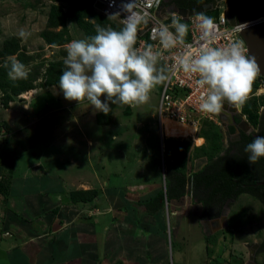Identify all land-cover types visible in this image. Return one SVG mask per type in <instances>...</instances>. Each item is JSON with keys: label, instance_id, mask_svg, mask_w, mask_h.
<instances>
[{"label": "rangeland", "instance_id": "rangeland-1", "mask_svg": "<svg viewBox=\"0 0 264 264\" xmlns=\"http://www.w3.org/2000/svg\"><path fill=\"white\" fill-rule=\"evenodd\" d=\"M170 1L173 2L164 0L162 8ZM51 2L0 0V48L7 40L18 37L21 28L31 33V39L36 36L37 40H41L40 34L45 28ZM217 6L222 14L224 3ZM210 7L213 6L210 5L205 12ZM174 18L181 23L184 20L175 14L168 22L173 23ZM70 27L73 39H85L75 21ZM53 60H56L54 56L38 58L39 62ZM157 68L167 76L159 62ZM259 80L262 76L253 81L248 98L255 96L264 103V92H257ZM163 82L152 89L147 103L110 104L111 122L106 125L97 123V115L101 112L96 111L87 99L80 103L66 100L59 88L44 89L45 92L32 98L29 102L31 117L25 120L22 115L23 124L32 123V120L41 122L25 129L18 125L22 104H15L21 109L7 110L0 102V121L15 120L13 129L8 131L9 141L5 140L7 143L0 148L2 189L9 184L11 162L7 161L13 159L12 167L14 170L16 165L17 174L12 173L13 190H19L24 185L28 193L49 191L47 196L52 198L74 189H96L101 194L97 200L99 208H96L100 211L96 214L100 216L91 220L83 218L75 226L63 230L59 237L69 246L63 250L56 248L53 258H48L46 264H76L70 261L69 253L74 252L76 243L68 232L78 230L85 234L88 229H92L95 241L88 238L90 244L87 247L83 239L79 240L80 246L81 242L83 245L79 249L82 256L78 264H150L151 261L153 264H264V249H258L264 241V204L250 194L244 193L226 202L222 210L223 226L215 231L208 227L213 222L209 223L202 216L203 209L199 203L203 200L202 192L193 190L191 184L186 196L179 201H165L157 214L147 213L141 205L149 203V199L165 189L166 184L161 138L164 147L165 139L170 138L160 130L157 117ZM260 111L263 121L264 106ZM238 115L240 122L245 121L249 125L250 132L261 130V127H252L247 118L241 117V111ZM192 127L197 128L198 135L199 127ZM13 130L19 131L13 133ZM193 139L178 138L191 142L192 148L201 146ZM190 156L188 174L202 172L207 159L199 157L198 152ZM2 195L0 190L1 198ZM40 208L44 209V206ZM104 208L111 209L105 225L102 220L105 215L101 213ZM105 228L110 235L102 230ZM52 244L56 245L55 242ZM26 261L18 250L5 257L0 253L1 264H26Z\"/></svg>", "mask_w": 264, "mask_h": 264}, {"label": "clouds", "instance_id": "clouds-1", "mask_svg": "<svg viewBox=\"0 0 264 264\" xmlns=\"http://www.w3.org/2000/svg\"><path fill=\"white\" fill-rule=\"evenodd\" d=\"M134 7L132 2L123 5L122 11L131 15L127 17L121 30L97 25L94 36L73 40L64 46L67 52L64 59L65 70L59 77L58 87L66 100L80 103L87 99L96 111L108 115L112 111L110 104L147 103L152 89L167 79L163 70L157 68L161 52L154 50L151 45L143 50L135 47L139 26L147 23V14L133 12ZM175 14L170 11L168 19ZM196 19L200 22V39L204 43L198 47H187L176 60L186 74L196 75V84L206 90L200 110L210 114L219 113L225 101L242 105L251 92L253 81L260 76L255 59L245 54L240 42L214 47L213 21L203 14ZM172 27L175 28L174 33L165 25L153 29L164 49L184 45L187 25L174 18ZM17 35L22 40H27L31 33L21 28ZM28 75L26 66L16 58H11L9 78L27 79ZM102 96L105 97L104 100L101 99ZM236 116L239 117L238 113ZM241 117L246 118L244 115ZM245 152L249 154L250 165L257 163L264 157V136H257L247 144Z\"/></svg>", "mask_w": 264, "mask_h": 264}, {"label": "trees", "instance_id": "trees-1", "mask_svg": "<svg viewBox=\"0 0 264 264\" xmlns=\"http://www.w3.org/2000/svg\"><path fill=\"white\" fill-rule=\"evenodd\" d=\"M94 1L52 0L45 28L41 32L44 42L51 47H64L71 42L70 21L76 22L78 28L83 31L85 38L96 34L97 25L105 28L111 27L117 31L124 27L115 19L99 14L94 8ZM173 2L182 3L183 8L195 9L196 13L205 14L208 18L211 16L218 18L221 13L219 8L212 10V7L205 12L204 5H211L213 0H173ZM21 41L22 39L19 37H12L0 48V92L2 93L0 102L4 108H8L12 102L26 92L37 88L58 87L59 77L65 70L63 60L39 62L34 55L27 54V49L21 44ZM13 57L22 62L29 70L27 79L12 80L9 78L8 71ZM6 64L8 67H5ZM262 78L264 77L262 76ZM253 97L247 98L242 104L241 112L252 127L259 126L261 130L258 133H240V141L234 144L230 143L229 148H225L220 127L210 121H202L198 129V136L205 139L206 145L192 148V143L189 141L175 138L165 139L166 176L164 175L163 178L166 183L165 189L160 190L154 197L150 198L149 203H141L149 214H157L163 208L165 201L181 200L188 193L190 184L195 190L196 188L205 189L213 198L222 194L224 199H237L239 195L247 193L258 198L264 204V187L254 186L260 177L257 174L260 175L264 171V157H261L257 163L250 165L248 163L249 154L245 152L247 144L251 143L257 136H264V118L261 121L262 114L260 111L264 103L255 96ZM126 113L129 114V111ZM96 120L100 125L109 124L111 114L105 115L101 112L97 115ZM7 129V124L0 121V134L8 132ZM231 130L235 131V128ZM4 138L5 136L1 140L4 141ZM223 151L226 153L222 156ZM197 152L199 157L207 159V164L202 172L190 175L187 171L188 161L190 155ZM13 161V159L7 161L11 162L8 168V176L13 173ZM2 174L3 168L0 165V175ZM2 181H0V190L4 194ZM244 185H247V188ZM100 195L98 190L90 189L73 190L68 194L64 191L62 197L65 202L69 199L73 204L80 203L99 208L97 200ZM3 230L2 228L0 233ZM263 249L264 241L261 244V251ZM147 257L149 258V255ZM149 263L153 264L152 261Z\"/></svg>", "mask_w": 264, "mask_h": 264}, {"label": "crops", "instance_id": "crops-1", "mask_svg": "<svg viewBox=\"0 0 264 264\" xmlns=\"http://www.w3.org/2000/svg\"><path fill=\"white\" fill-rule=\"evenodd\" d=\"M169 10H170L169 7L164 6L160 13H162L165 16L167 14H170ZM71 23L73 24V21L69 22V27ZM182 23L187 25V19L182 20ZM73 40L76 39H73L72 37V41ZM21 44L27 48V54L34 56L36 55L35 57L37 59L40 56L45 58L54 56L56 60L53 61H57V60L64 61L67 55L65 47H51L44 42L42 37L41 40L39 39L37 40L36 36H34V39H31L29 36L27 40H22ZM52 88H59V87L46 88V91ZM43 92H45L44 88H37L35 90L26 92L20 96V98L18 99L19 101L16 100L12 102L10 106L6 108L7 110H11L12 108L15 107H17V109H21L19 106H16L15 104L17 102H20L17 103V105L22 104V109H21L22 114L20 115V120H18L20 121V124L18 125H21V128L25 129L28 126L38 125L41 122V121L38 122L36 120H32L33 121L32 123L27 122V125H24L22 115L25 116V120L31 117L30 114L31 105L29 104V102L32 101L33 97L40 95ZM1 95L2 94L0 92V96ZM14 121L15 120H13L12 122L10 121L8 122V120H2V122H5L7 124L8 131L13 129ZM221 122L222 125L221 127L220 126L219 127L223 135V143L225 145V148H229L228 146L230 145V143L234 144L240 141L237 138L238 133L236 132V130L235 131L231 130L235 128L234 126L235 123L231 120V118H228L226 115H223L221 117ZM195 129L196 132L194 137L199 138L200 140L202 139L203 143L201 146H203L205 140L204 138L198 137L197 128ZM19 130H13L12 132L14 133ZM9 134L10 132L5 133L4 141L0 142V146H1L0 148H2L3 144L7 143L5 142V140L9 141L10 139L8 137ZM13 136H15V134ZM225 137L228 138L227 141L225 140ZM225 153L226 152L223 151L221 155L223 156L225 155ZM15 166L16 165H14L13 175L16 176L17 174H16ZM13 175H11L7 179V181L9 180L8 181L9 184L6 185L4 189V194L2 195L3 198H0L1 201L3 202L1 207V212L3 213L2 214L3 229H4L3 231L11 235V236L0 237V253L4 257L8 256L9 254L12 255L13 251L15 252L16 250H18L22 252L24 256V261L25 259L27 260L26 264H46L48 258L50 257L53 258L52 254L56 250V248H61V250L68 248L69 245L66 242L62 241L63 238L59 237V234L62 233L63 230H65L68 227L70 228L72 226H75V224L80 222V220L83 218H87L88 220H91V218H93L94 216H100L96 214V211L97 213H99L100 211L98 209L96 210L95 207L80 203L73 204L69 199L65 202L62 195L60 194H56L55 197L52 198L47 196L50 194L49 191L42 192V194L39 193L34 194L32 192L28 193V191L24 190V185L19 190H13L11 183ZM65 189L67 191V189L69 188L67 187ZM193 190L195 189L193 188ZM69 192H71V190H68L67 194ZM215 198L217 200L216 201L217 203H215L214 205L218 207L217 208L218 213L216 212L218 216V214H221L226 202H229L228 200L230 199L228 198L224 199L222 194L217 195ZM199 203L202 205L203 200H201ZM42 205L44 206V209L40 208V206ZM83 210H85L86 212ZM109 210L111 209L109 208L102 209L101 213H104L105 215L103 216L102 219L104 220L103 225L107 224L106 217L111 214V211ZM93 221L94 220H92V223ZM102 230L106 231L105 234L110 235L109 230L107 228ZM68 235L70 236L71 239L73 238L76 243V246H74L73 249L74 252L69 253L70 261H74L76 264H78V261L82 256L81 253L82 250L79 251V249L82 248L81 246L83 245V243L81 242V246H80L79 240L83 239V241L87 243V247H88L90 244L88 243L89 242L88 238L92 239L91 241H95L94 233L92 229L90 230L88 229L85 234L82 232H78V230H75L68 232ZM98 239L99 238H96V240ZM52 242H55L56 245L53 246ZM92 245H94V242Z\"/></svg>", "mask_w": 264, "mask_h": 264}, {"label": "built area", "instance_id": "built-area-1", "mask_svg": "<svg viewBox=\"0 0 264 264\" xmlns=\"http://www.w3.org/2000/svg\"><path fill=\"white\" fill-rule=\"evenodd\" d=\"M132 2L135 4L133 12H139L141 15L147 14V23L139 26L137 43L135 47L143 50L146 46L151 45L154 50L161 52L159 63L167 73V79L163 82L158 107L159 128L163 130V119L173 122L198 126L202 121H210L217 126L222 125L221 117L228 114L216 113L210 114L200 110V104L203 102L202 97L205 96V89L200 88L196 84L198 77L196 75L186 74L177 64L176 58L181 55L187 47H198L204 41L200 39L202 29L200 22L196 19L201 13L193 14L187 19L188 31L184 40V45H178L172 49H164L160 43L158 34L153 29H159L161 25L169 27V31L173 33L175 30L172 23L160 13L164 0H95V10L108 18L117 20L122 26L130 13L122 11L125 3ZM150 5V6H148ZM214 24V47L225 46L232 42H240L248 56V48L242 39L240 32L241 26H231L226 13L220 14L218 18H210ZM257 22L264 27V14H261ZM257 92H264V78L258 81ZM231 107V106H230ZM232 108V107H231ZM237 113L240 112L238 108ZM228 112V111H227ZM230 112V111H229ZM4 132L0 134V139ZM1 198V197H0ZM2 201L0 199V231L3 228V213L1 212ZM2 237L11 236L7 232L0 233Z\"/></svg>", "mask_w": 264, "mask_h": 264}, {"label": "water", "instance_id": "water-1", "mask_svg": "<svg viewBox=\"0 0 264 264\" xmlns=\"http://www.w3.org/2000/svg\"><path fill=\"white\" fill-rule=\"evenodd\" d=\"M217 3L218 0L212 2V8H214V6L216 7ZM171 8L184 19H188V17L196 14L195 9L186 10L183 8H177L175 4ZM261 14H264V0H240L239 8H230L227 17L231 26H241L240 35L247 45L248 57L255 59V62L259 68L258 75L264 77V27L257 22V19ZM165 16V18L168 19L169 14ZM236 108L241 110L242 105H235L225 101L219 113L220 115L228 114L229 118H231V120L236 123ZM239 126L243 130L250 129L249 125L245 121H242ZM237 137L239 138V136ZM162 141L163 137L161 138V148L163 150L164 145Z\"/></svg>", "mask_w": 264, "mask_h": 264}, {"label": "flooded vegetation", "instance_id": "flooded-vegetation-1", "mask_svg": "<svg viewBox=\"0 0 264 264\" xmlns=\"http://www.w3.org/2000/svg\"><path fill=\"white\" fill-rule=\"evenodd\" d=\"M214 1L215 0H213V2ZM170 2L171 3H169V5H167V7H169L171 13L173 12V9L171 7L174 4L177 7H179V8H183L182 7V3L178 4V3H174L172 1H170ZM220 3H224V12L223 13H226V14H228V11H229L230 8L236 7L238 9L239 6H240V0H218L217 5H219ZM204 6H205V8H208L210 6V4L204 5ZM216 8H218V6ZM183 9H186V8H183ZM236 119H238L237 116H236ZM240 123H241L240 121H237L235 123V125H234L235 128H236L235 130L238 133V134L237 133L236 134L238 136H239L240 133L249 134L250 133L249 130H246V129L243 130L242 128H240V126H239ZM238 139H240V136H239ZM263 172L260 175L257 174V176H260V177L258 178L259 179L258 183H256L254 186H256V187H264V173ZM244 187L247 188V185H244ZM195 191L202 192V194H203V203H202L203 214H202V216H204L209 223L213 222V223H211V225L209 224V226H208L209 229L211 231H215V230H217L219 228H222V226H223L222 219H224V212H222L221 214H218V216H217L216 212L218 213V211H217L218 207L216 205H214L215 203H217L216 202L217 201L216 198L211 197L209 195V193L206 192L205 189H203V188H200V189L196 188ZM258 247H259L258 249L261 251V245H259ZM253 254L255 256L256 252L254 253V251H253Z\"/></svg>", "mask_w": 264, "mask_h": 264}, {"label": "bare ground", "instance_id": "bare-ground-1", "mask_svg": "<svg viewBox=\"0 0 264 264\" xmlns=\"http://www.w3.org/2000/svg\"><path fill=\"white\" fill-rule=\"evenodd\" d=\"M163 123V134L164 136L168 137V138H182V139H187V138H194L193 140H195L199 145H202L203 141L194 137L195 136V132L196 129L194 127H190L187 125H183L177 122H173L171 120H162Z\"/></svg>", "mask_w": 264, "mask_h": 264}]
</instances>
